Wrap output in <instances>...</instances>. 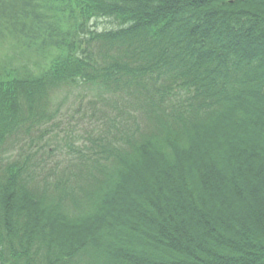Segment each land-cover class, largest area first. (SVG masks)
<instances>
[{
    "label": "trees",
    "instance_id": "trees-1",
    "mask_svg": "<svg viewBox=\"0 0 264 264\" xmlns=\"http://www.w3.org/2000/svg\"><path fill=\"white\" fill-rule=\"evenodd\" d=\"M0 264H264V0H0Z\"/></svg>",
    "mask_w": 264,
    "mask_h": 264
},
{
    "label": "rangeland",
    "instance_id": "rangeland-1",
    "mask_svg": "<svg viewBox=\"0 0 264 264\" xmlns=\"http://www.w3.org/2000/svg\"><path fill=\"white\" fill-rule=\"evenodd\" d=\"M101 25L102 24L99 25L100 28H102ZM6 43L9 45L8 40L6 41ZM14 59H15V65L21 63V64L29 67L31 70L34 69V65H35L34 62H37L36 64H40V63L42 64L43 63V59H39V60L32 61V62H27L26 56L22 59V55L19 53L15 55ZM82 98H84L85 100H83ZM90 99H91V94L89 92H85L83 89L77 90V91L75 90L71 93L70 92H62V90H61L60 93L58 95H56V97H52L53 101L51 103V108L57 106L60 102H63L62 103V113L63 114L69 113L65 117V119H63L64 125H68V124L72 125L75 122V120H79V121H81L82 126H85V124H88L87 119H85V121H82L80 118V115L75 114L73 111L78 107L80 102H82V111L88 110L87 100H90ZM79 130H81V129H79ZM77 132L81 134L80 131H77ZM78 133L75 132L73 135L77 136V135H79ZM50 155H52L51 161H55L56 165L60 164V165H62V167H63V165H67L66 159H68V158H65L64 154L61 155L59 152H55V153L50 154ZM60 169H62V168H60ZM70 180H72V178Z\"/></svg>",
    "mask_w": 264,
    "mask_h": 264
}]
</instances>
